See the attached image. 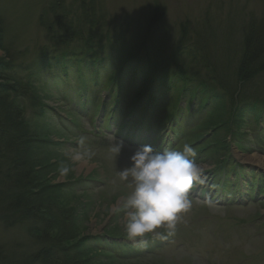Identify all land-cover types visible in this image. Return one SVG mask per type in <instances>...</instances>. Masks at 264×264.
Returning a JSON list of instances; mask_svg holds the SVG:
<instances>
[{
	"label": "rangeland",
	"instance_id": "1",
	"mask_svg": "<svg viewBox=\"0 0 264 264\" xmlns=\"http://www.w3.org/2000/svg\"><path fill=\"white\" fill-rule=\"evenodd\" d=\"M92 4L83 20L80 0H0V62L10 64L0 71L9 81L0 82L29 85L34 97L23 104L25 124L37 137L30 143L37 162L34 203L45 218L34 228L74 225L70 254L91 264H264V118L246 115L239 122L237 107L230 114L229 95L218 97L221 84L204 66L236 64L247 25L264 28V0ZM135 47L137 60L128 52ZM64 48L92 53L76 67L57 57ZM229 67L226 76L233 72ZM251 79L248 87L259 95L252 107L263 116L264 71ZM146 91L152 97L141 94ZM148 95L158 106L155 115L146 111ZM216 120L224 123L212 128ZM110 134L124 141L118 156ZM185 143L204 168V183L191 190V209L173 235L161 229L166 238L146 247L129 240L116 210L132 185L120 179V169L135 147L179 150ZM73 152L83 158L70 159ZM5 165L0 161V173ZM6 204L0 197V249L7 256L53 252L50 237L31 233L32 223Z\"/></svg>",
	"mask_w": 264,
	"mask_h": 264
},
{
	"label": "trees",
	"instance_id": "2",
	"mask_svg": "<svg viewBox=\"0 0 264 264\" xmlns=\"http://www.w3.org/2000/svg\"><path fill=\"white\" fill-rule=\"evenodd\" d=\"M92 3L93 0H90L88 2H86L85 0H80L83 20L88 18V12H93ZM252 24L253 22L247 25V27L244 29V32L242 33L241 49L238 61H236L235 65L231 64L232 66L230 67L226 64L224 65L223 63L219 64L218 66L216 65L217 67L213 66V64L204 65L205 67L209 68V70L207 71L209 73L208 75L212 76V81L217 84H221L220 89H222V96L218 97L225 98L226 95H229L230 114L233 107H237L235 115L239 116V122H242L243 116L245 117L246 115L251 116L254 121H257V119L261 120L262 117L264 118V115L262 116L263 113L260 110L252 107L255 106V102L253 101V99L255 97H259L258 93L251 92V87H248L249 82H251L250 80H252L251 78L264 71V28L263 26L260 28H258V26L252 27ZM66 30L67 33L69 31V28H67ZM64 36H66V34H62L58 38V43L60 45H63V41L65 42V39H62V37ZM133 50L134 51L131 50L128 52L134 53V58L136 60V57H138L139 59L140 49L135 47ZM77 51L78 50L75 49L66 50L64 48V50H62L60 54H57V57H60L61 60H65L66 64L68 59L70 62H73V65H77L76 67H79L80 65L78 62H81V64H85L87 62V55L91 51L87 49H82L78 52ZM92 56L90 58H92ZM203 57L204 55H200L199 61L204 64L205 59H203ZM195 59L196 58L193 56V54L189 55V60L191 63H193ZM5 66L9 67L10 64L0 62V71H2L4 69L3 67ZM53 67L54 66H49L48 69H52ZM228 67L233 72L231 74L228 73L227 77L225 73ZM149 68L151 69V67ZM133 69H136L135 71H133L136 73L140 71H138L136 67H134ZM154 70H157V67ZM176 73H178V70L176 71ZM1 75L2 72H0V78H3L2 80H5L7 82L9 81ZM229 76L231 78H229ZM13 83L17 84V81L14 80ZM16 84L8 86V84L6 85L5 83L0 82V161L6 163L5 168L0 173V186H3L4 189V191L0 193V197L1 199H4L6 201L7 210H10L12 212L17 211L32 223L31 225L33 227L29 229L31 233H36L37 236H41L40 233L42 232L47 237H50V240L53 241L51 246L53 252H50V254H45L44 250H41L36 252L35 254H31V256H29V254L27 256H7V254L2 249H0V263L91 264L88 258H81L79 254L75 253L70 254L71 252L69 250L74 247H72L70 245L71 243L69 242H72L75 239L76 233H78V228H75L74 225L71 224L67 225L68 220H66V218H64V222L67 223L65 224V227H55L54 223L52 222L50 225L46 226L44 229H40L39 231L34 228L36 227L37 221H39L40 219H45L43 218V216H41V210H39L38 205L34 203L36 201L37 195L39 194L37 192V174L34 169V166L37 164V162L32 160V157L34 155L32 154V147L30 146V143L31 141L33 142L35 139H37V137H31V135L33 134L29 133L27 124H25V121L23 119L24 101H31L34 99V97L32 92L31 95H28V92H30L29 85L25 86L23 84ZM167 85L169 88H171L174 84L169 82L167 83ZM165 87L167 88V86ZM146 93L151 96L150 91H146L145 93L143 92L141 94ZM149 95L146 99V102H148V108L146 111L157 114L156 111L158 110V106L155 104V102L153 103L152 100L151 102H149ZM261 96L264 99V95ZM135 101L137 103V100ZM249 103H251L252 105H250ZM261 108L264 111V108ZM180 111H182V109ZM138 114H140V112ZM179 116L180 115L178 113L175 114V124H177V122L180 120ZM165 118L170 119L168 117ZM223 123L224 122L221 120H216L214 123L210 122V126H212V128H216L223 125ZM61 208L63 207H60V210ZM61 213L62 212L60 211V214ZM61 215L64 214L62 213ZM70 220L72 221L71 217Z\"/></svg>",
	"mask_w": 264,
	"mask_h": 264
},
{
	"label": "clouds",
	"instance_id": "3",
	"mask_svg": "<svg viewBox=\"0 0 264 264\" xmlns=\"http://www.w3.org/2000/svg\"><path fill=\"white\" fill-rule=\"evenodd\" d=\"M111 152L118 156L124 141L110 134ZM74 161L83 153L68 154ZM194 148L185 143L179 150L156 151L151 144L135 147L128 156V164L120 169L122 181L132 185L124 199L122 212L123 231L127 238L142 246L150 240L164 239L175 233L177 224L192 207L191 190L202 183L204 168L197 163ZM67 172V168L61 169Z\"/></svg>",
	"mask_w": 264,
	"mask_h": 264
},
{
	"label": "bare ground",
	"instance_id": "4",
	"mask_svg": "<svg viewBox=\"0 0 264 264\" xmlns=\"http://www.w3.org/2000/svg\"><path fill=\"white\" fill-rule=\"evenodd\" d=\"M176 53V52H175ZM172 83V82H171ZM173 84V83H172ZM174 87V86H173ZM173 87H171V89L173 90ZM156 102V101H155ZM99 107H102V105H100ZM98 108V107H97ZM178 109L179 110H181L182 109V106L180 105V106H178ZM98 110H99V108H98ZM165 117H168V118H170V116L168 115V116H166V115H164ZM175 116V115H174ZM174 116H173V118H174ZM172 118V117H171ZM170 118V119H171ZM53 212H54V210H53ZM43 235H45L44 233H43ZM108 237H110V236H108ZM43 239V238H42ZM45 240H47V239H45ZM76 246V245H75ZM74 246V247H75Z\"/></svg>",
	"mask_w": 264,
	"mask_h": 264
}]
</instances>
